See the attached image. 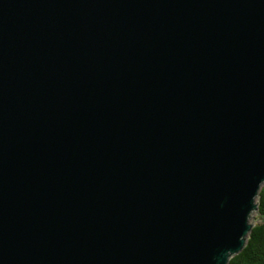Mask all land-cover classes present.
Returning <instances> with one entry per match:
<instances>
[{"label": "water", "instance_id": "obj_1", "mask_svg": "<svg viewBox=\"0 0 264 264\" xmlns=\"http://www.w3.org/2000/svg\"><path fill=\"white\" fill-rule=\"evenodd\" d=\"M262 185L264 0H0V264H228Z\"/></svg>", "mask_w": 264, "mask_h": 264}, {"label": "trees", "instance_id": "obj_2", "mask_svg": "<svg viewBox=\"0 0 264 264\" xmlns=\"http://www.w3.org/2000/svg\"><path fill=\"white\" fill-rule=\"evenodd\" d=\"M258 213L264 217V186L257 196ZM228 264H264V220L253 225L243 249Z\"/></svg>", "mask_w": 264, "mask_h": 264}, {"label": "rangeland", "instance_id": "obj_3", "mask_svg": "<svg viewBox=\"0 0 264 264\" xmlns=\"http://www.w3.org/2000/svg\"><path fill=\"white\" fill-rule=\"evenodd\" d=\"M262 186H264V185H262ZM256 200H257V197H256ZM256 211V212H255ZM257 210H254V211H252L251 212V214H250V216L252 215V213H253V217H255L256 216V214H257ZM259 214V213H258ZM253 217H249V222L250 223H252L253 225H255L256 223H260L261 222V219H258V216L256 217V219H258V220H256V221H253Z\"/></svg>", "mask_w": 264, "mask_h": 264}]
</instances>
